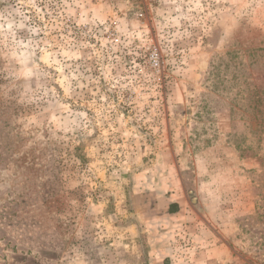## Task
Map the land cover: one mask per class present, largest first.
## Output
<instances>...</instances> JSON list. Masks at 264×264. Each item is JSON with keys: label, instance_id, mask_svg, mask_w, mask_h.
Wrapping results in <instances>:
<instances>
[{"label": "rangeland", "instance_id": "obj_1", "mask_svg": "<svg viewBox=\"0 0 264 264\" xmlns=\"http://www.w3.org/2000/svg\"><path fill=\"white\" fill-rule=\"evenodd\" d=\"M0 264H264V0H0Z\"/></svg>", "mask_w": 264, "mask_h": 264}, {"label": "crops", "instance_id": "obj_2", "mask_svg": "<svg viewBox=\"0 0 264 264\" xmlns=\"http://www.w3.org/2000/svg\"><path fill=\"white\" fill-rule=\"evenodd\" d=\"M186 201L185 199L184 200H180L179 199H176V200H173L170 202L169 204V213L170 214H177V213H180L181 210H184L185 211H188L187 208H186Z\"/></svg>", "mask_w": 264, "mask_h": 264}]
</instances>
